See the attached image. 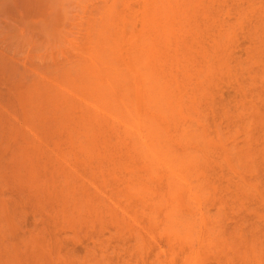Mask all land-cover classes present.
Here are the masks:
<instances>
[{"label":"bare ground","instance_id":"1","mask_svg":"<svg viewBox=\"0 0 264 264\" xmlns=\"http://www.w3.org/2000/svg\"><path fill=\"white\" fill-rule=\"evenodd\" d=\"M202 3L0 0L2 110L17 111L11 114L20 117L11 118H21L27 126L21 122L22 127L34 132L25 128L26 135L38 132L45 135V142L49 138L53 142L57 153L50 154L59 158L54 159L58 163L54 169L61 185L60 215H68L63 216L65 224L68 217L80 223L92 215L101 217L103 200L86 185L97 190L121 185L112 190L116 200L127 202L132 213L157 227L167 241V252L186 254L184 263H200L201 255L231 249L237 237L235 233L225 239L222 211H208L214 193L206 167L214 143L193 105L190 69L177 68L178 47ZM6 112L0 114V127L12 123ZM17 125L23 136L24 129ZM12 127L2 131L10 135L0 138L5 143L1 149L8 154L0 177L20 178L15 183L19 185L26 175L29 183L23 182L35 185L39 157L35 160L40 154L35 147L43 137L34 138L35 146L32 136L28 142ZM71 223L74 228L79 224ZM32 249L1 251L0 264H53L56 254ZM104 252L88 251L79 264H108ZM61 259L54 264H70Z\"/></svg>","mask_w":264,"mask_h":264},{"label":"rangeland","instance_id":"2","mask_svg":"<svg viewBox=\"0 0 264 264\" xmlns=\"http://www.w3.org/2000/svg\"><path fill=\"white\" fill-rule=\"evenodd\" d=\"M178 48L177 68L190 69L195 96L193 105L214 143L206 167L214 193L208 211L210 214H215L218 209L222 211L219 217L222 232L224 237L229 236L225 239L237 233L235 247H232L235 250L223 247L221 254L201 255L200 263H184L186 254L177 252L174 256L170 255L167 241L159 234L157 227H151L146 217L132 213L127 202L116 200L112 190L121 185H108L110 188L98 190L86 185L89 192L96 190V195L103 200L104 206L101 204L99 207L101 217L97 219L92 215L93 218L87 217L81 223L70 221L72 219L68 217L66 224L69 222L70 225H66L64 217L68 215L62 214L61 218V200L57 197L61 195V185L54 169L59 158L53 157L57 153L53 152V142L49 143L50 138H46L48 143L45 142V135L38 132H35V136L30 135L33 130L29 128V132L19 120L21 118L12 119L17 116H12L17 111H12L11 107L9 114L4 109L7 113L4 116L9 117L13 112L10 115L12 123L10 120L8 127L2 124L0 132L4 136L0 138L10 135L2 132H9L10 126L16 128L18 134L20 127H14L18 123L20 131L24 129L25 132L26 128L30 133L27 134L33 137L26 135V132H22L21 136L20 132L21 137L28 136L25 137L27 141L38 139L39 134L43 137L39 136L38 142L34 141L38 144L40 141V145L36 146L37 143L33 142L35 148L40 149L39 156L35 155L37 150L34 151L37 156L35 162L39 157V163L36 162L39 169L36 170H39L40 183H36L37 175L35 185L23 182L28 178L26 175L19 185H16V181L20 178L8 179L6 175V180H3L4 177H0L4 182L8 181L7 185L0 184V252H30L35 246L39 252L45 250L46 253L50 251L52 255L56 254L53 260L64 256L67 260L62 259L70 264H75V261L79 264L91 250L97 255L105 251L108 264H264V0H203L197 8L190 33ZM2 103L0 112H4ZM5 119L9 122V118ZM5 139L8 142L10 137ZM0 144L4 146L5 143ZM1 151L0 166L8 156ZM53 169L55 174L52 173ZM13 179V185H8L9 180L12 182ZM71 222L79 224L74 228ZM136 235L138 239H135ZM53 260L54 264L56 260Z\"/></svg>","mask_w":264,"mask_h":264}]
</instances>
